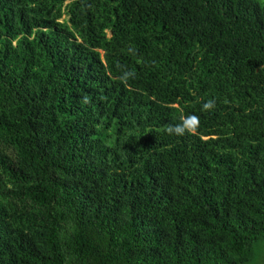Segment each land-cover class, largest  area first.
Segmentation results:
<instances>
[{
    "label": "trees",
    "instance_id": "1",
    "mask_svg": "<svg viewBox=\"0 0 264 264\" xmlns=\"http://www.w3.org/2000/svg\"><path fill=\"white\" fill-rule=\"evenodd\" d=\"M263 240L264 0H0V264Z\"/></svg>",
    "mask_w": 264,
    "mask_h": 264
},
{
    "label": "rangeland",
    "instance_id": "2",
    "mask_svg": "<svg viewBox=\"0 0 264 264\" xmlns=\"http://www.w3.org/2000/svg\"><path fill=\"white\" fill-rule=\"evenodd\" d=\"M249 264H264V240L256 245L252 262Z\"/></svg>",
    "mask_w": 264,
    "mask_h": 264
},
{
    "label": "clouds",
    "instance_id": "3",
    "mask_svg": "<svg viewBox=\"0 0 264 264\" xmlns=\"http://www.w3.org/2000/svg\"><path fill=\"white\" fill-rule=\"evenodd\" d=\"M205 107L207 108L208 105H205ZM186 130H187V129H186V126H185L184 124L176 125V126H175V129H173L172 126H169V129H168V131H169L170 133H172L173 131H175L177 134H180V135L184 134V132H185Z\"/></svg>",
    "mask_w": 264,
    "mask_h": 264
}]
</instances>
